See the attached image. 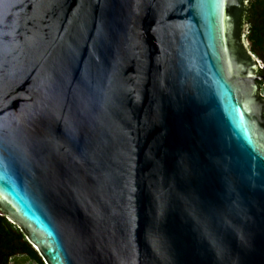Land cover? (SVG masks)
<instances>
[{
	"label": "water",
	"instance_id": "water-1",
	"mask_svg": "<svg viewBox=\"0 0 264 264\" xmlns=\"http://www.w3.org/2000/svg\"><path fill=\"white\" fill-rule=\"evenodd\" d=\"M234 2L0 0V214L45 264H264Z\"/></svg>",
	"mask_w": 264,
	"mask_h": 264
},
{
	"label": "flooded vegetation",
	"instance_id": "flooded-vegetation-1",
	"mask_svg": "<svg viewBox=\"0 0 264 264\" xmlns=\"http://www.w3.org/2000/svg\"><path fill=\"white\" fill-rule=\"evenodd\" d=\"M229 12L235 19L236 37L254 56L256 74L264 75V0H235ZM254 83L259 101L264 100V80H256ZM0 217L10 223H7L8 228L11 227L17 233V236L5 235V224L0 218V264H40L31 255L30 249L36 248L28 241L24 232L5 216L0 214Z\"/></svg>",
	"mask_w": 264,
	"mask_h": 264
},
{
	"label": "trees",
	"instance_id": "trees-1",
	"mask_svg": "<svg viewBox=\"0 0 264 264\" xmlns=\"http://www.w3.org/2000/svg\"><path fill=\"white\" fill-rule=\"evenodd\" d=\"M0 218L4 221V219H3L2 217H0ZM7 223H8V222H5V221H4L5 228H3V233H4L5 235H12V236H14L15 234H17L16 232L12 231V228H11V227L8 228ZM8 224L10 225V223H8ZM18 235L20 236V234H18ZM15 236H17V235H15ZM21 236H22V235H21ZM30 251H31V255H32L35 259L37 258V260H39V263H40V264H44L43 260L41 259V257L39 256L38 252H37L35 249L31 248Z\"/></svg>",
	"mask_w": 264,
	"mask_h": 264
}]
</instances>
